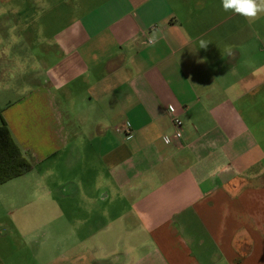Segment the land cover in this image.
<instances>
[{
	"label": "crops",
	"instance_id": "0c3cea01",
	"mask_svg": "<svg viewBox=\"0 0 264 264\" xmlns=\"http://www.w3.org/2000/svg\"><path fill=\"white\" fill-rule=\"evenodd\" d=\"M2 118L0 264H264V13L0 0Z\"/></svg>",
	"mask_w": 264,
	"mask_h": 264
},
{
	"label": "trees",
	"instance_id": "16d2710c",
	"mask_svg": "<svg viewBox=\"0 0 264 264\" xmlns=\"http://www.w3.org/2000/svg\"><path fill=\"white\" fill-rule=\"evenodd\" d=\"M32 168L33 162L21 152L2 118L0 123V184Z\"/></svg>",
	"mask_w": 264,
	"mask_h": 264
},
{
	"label": "clouds",
	"instance_id": "9594fccd",
	"mask_svg": "<svg viewBox=\"0 0 264 264\" xmlns=\"http://www.w3.org/2000/svg\"><path fill=\"white\" fill-rule=\"evenodd\" d=\"M224 11H231L243 16L249 21H254L261 13H264V0H222ZM149 43H154L150 38ZM208 43L201 40L200 48H207Z\"/></svg>",
	"mask_w": 264,
	"mask_h": 264
},
{
	"label": "built area",
	"instance_id": "2783aa9c",
	"mask_svg": "<svg viewBox=\"0 0 264 264\" xmlns=\"http://www.w3.org/2000/svg\"><path fill=\"white\" fill-rule=\"evenodd\" d=\"M169 111L171 113H173L174 112V108L172 106H169ZM181 124H182L181 120L178 117L174 116L173 117V125L175 127V130L173 131V133L171 135H165L164 136V139H165L166 142H171L174 138H179L181 136V130H180ZM124 132L126 134H129L127 128L124 129Z\"/></svg>",
	"mask_w": 264,
	"mask_h": 264
},
{
	"label": "rangeland",
	"instance_id": "374dc122",
	"mask_svg": "<svg viewBox=\"0 0 264 264\" xmlns=\"http://www.w3.org/2000/svg\"><path fill=\"white\" fill-rule=\"evenodd\" d=\"M7 210H8V209H7L6 207H1V208H0V216H1V215H4L5 212L7 213ZM12 212H13V211H12ZM7 214H8V213H7Z\"/></svg>",
	"mask_w": 264,
	"mask_h": 264
}]
</instances>
